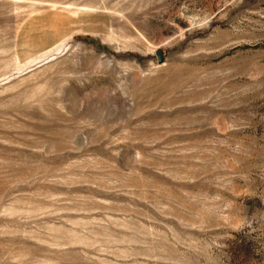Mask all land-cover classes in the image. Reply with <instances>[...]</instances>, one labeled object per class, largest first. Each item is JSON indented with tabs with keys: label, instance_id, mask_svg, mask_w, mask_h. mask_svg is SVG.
<instances>
[{
	"label": "rangeland",
	"instance_id": "1",
	"mask_svg": "<svg viewBox=\"0 0 264 264\" xmlns=\"http://www.w3.org/2000/svg\"><path fill=\"white\" fill-rule=\"evenodd\" d=\"M0 264H264V0H0Z\"/></svg>",
	"mask_w": 264,
	"mask_h": 264
},
{
	"label": "water",
	"instance_id": "2",
	"mask_svg": "<svg viewBox=\"0 0 264 264\" xmlns=\"http://www.w3.org/2000/svg\"><path fill=\"white\" fill-rule=\"evenodd\" d=\"M156 57H157L158 63H161L163 60V52L160 50L156 51Z\"/></svg>",
	"mask_w": 264,
	"mask_h": 264
}]
</instances>
